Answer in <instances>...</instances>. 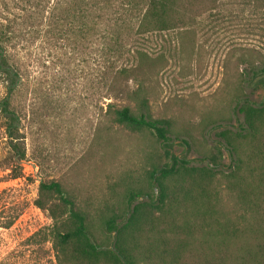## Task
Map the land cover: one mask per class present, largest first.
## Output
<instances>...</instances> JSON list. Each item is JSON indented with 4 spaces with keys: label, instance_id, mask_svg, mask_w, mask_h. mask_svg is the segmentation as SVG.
<instances>
[{
    "label": "rangeland",
    "instance_id": "1",
    "mask_svg": "<svg viewBox=\"0 0 264 264\" xmlns=\"http://www.w3.org/2000/svg\"><path fill=\"white\" fill-rule=\"evenodd\" d=\"M53 1L46 4V17ZM211 1L195 0L192 14H183L171 30L159 31L150 21L142 27L140 12H134L122 14L118 22L108 16L89 36L77 32L58 38L46 31L48 19L39 18L38 0H30L29 7L28 0H0V22L17 29L7 47L9 62L23 76L11 108L20 116L26 150L22 176L8 178L2 161L9 149L0 115V192L9 191L0 210L23 209L13 226L0 227V264H58L51 241H28L53 224L34 205L41 179L61 183L89 214L105 248H111L112 236L103 232L99 216L112 210L125 214L131 191L141 193L140 201L158 196L150 171L166 162L162 144L150 130L116 124L106 114L109 102L140 113L143 99L152 119L171 121L173 154L191 165L205 166L211 158L218 164L202 182L203 192L193 191L196 201L188 208L165 209V220L206 228L192 236L180 264H244L238 252L264 225V205L241 200L235 188L255 191L259 183L251 170V150L264 143V120L248 132L239 106L248 101L257 107L264 99L263 86L254 85L255 72L264 67V0ZM136 3L140 10L146 4ZM26 7L31 21H12ZM5 96L0 77V100ZM225 129L239 141V166L220 135Z\"/></svg>",
    "mask_w": 264,
    "mask_h": 264
},
{
    "label": "trees",
    "instance_id": "2",
    "mask_svg": "<svg viewBox=\"0 0 264 264\" xmlns=\"http://www.w3.org/2000/svg\"><path fill=\"white\" fill-rule=\"evenodd\" d=\"M24 1L27 3V0ZM144 1L145 7L140 10L136 0H121V6L118 0H54L47 17L46 4L50 0H38L35 8L41 20L48 19L47 32H54L58 38H70L77 32L89 36L93 31L102 29L108 16L116 17L118 22V17L122 14L134 12H140L142 27L150 21L156 23L159 31L175 29L176 26L173 25L181 22V16L192 12L195 0ZM216 1L218 0L211 2ZM27 4L29 7L30 0ZM28 7L20 14L12 15V21H31L32 13ZM170 19H175L176 22ZM16 30V27L0 22V77L3 78L6 89V96L0 100V115L4 120L9 149V155L2 162L8 170L6 176L11 179L22 176L21 162L26 157L20 132V116L11 108V97L20 86L23 76L20 67L9 62L11 52L7 45L13 41ZM109 72L106 69L105 74L108 75ZM254 78H257L254 85H262L264 88V67L255 72ZM106 106V114L111 116L114 123L134 130L148 129L162 144L166 162L154 166L150 171L151 184L158 188V196L140 201L141 193L137 195L131 191L128 196L129 208L125 214L112 210L99 216L103 232L112 236L111 248H105V244L99 243L93 233L89 214L65 192L61 183L41 179L34 205L47 212L53 224L35 232L28 241H51L58 264H180L183 255L190 251L192 236L202 234L206 228L203 224L177 223L171 218L165 220V209L169 207L176 212L188 208L190 203L196 201L193 191L202 188V182L212 177L218 164L211 158L210 162L214 166L211 163L202 167L191 165L185 157L173 154L169 136L171 121L152 119L144 112L148 106L146 99L141 103L140 113H135L128 105L118 106L109 102ZM239 111L245 114L247 129L251 132L264 120V99L257 107L248 101L243 102ZM220 135L232 156H235L237 166L241 165V154L236 146L239 141L227 129L221 131ZM251 152L255 159L251 170L257 172L259 183L254 187L255 191L251 189L243 192L239 185H235V188L238 189L241 200L264 205V143L252 148ZM8 192L1 191L0 200ZM202 192L203 188L199 195ZM22 212L20 205L1 209L0 227L13 226ZM252 235V242L245 249H240L239 257L245 260L244 264H264V225L255 229Z\"/></svg>",
    "mask_w": 264,
    "mask_h": 264
},
{
    "label": "water",
    "instance_id": "3",
    "mask_svg": "<svg viewBox=\"0 0 264 264\" xmlns=\"http://www.w3.org/2000/svg\"><path fill=\"white\" fill-rule=\"evenodd\" d=\"M155 191H156V193H157V188H155Z\"/></svg>",
    "mask_w": 264,
    "mask_h": 264
}]
</instances>
